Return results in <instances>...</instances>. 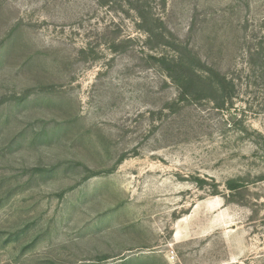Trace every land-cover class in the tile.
<instances>
[{
	"label": "rangeland",
	"instance_id": "obj_1",
	"mask_svg": "<svg viewBox=\"0 0 264 264\" xmlns=\"http://www.w3.org/2000/svg\"><path fill=\"white\" fill-rule=\"evenodd\" d=\"M0 264H264V0H0Z\"/></svg>",
	"mask_w": 264,
	"mask_h": 264
},
{
	"label": "trees",
	"instance_id": "obj_2",
	"mask_svg": "<svg viewBox=\"0 0 264 264\" xmlns=\"http://www.w3.org/2000/svg\"><path fill=\"white\" fill-rule=\"evenodd\" d=\"M171 47H174V45ZM189 58L185 56L183 49L180 50L176 47L174 56H160L154 59L159 63L160 67L164 69L170 79L178 85H189L193 81L192 76L199 74L202 77L206 76L208 85H210L215 92L224 91L228 86H233V82L228 81L225 76L220 73L206 70L205 64L199 59H196L194 56H192L190 60Z\"/></svg>",
	"mask_w": 264,
	"mask_h": 264
}]
</instances>
